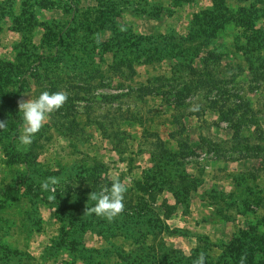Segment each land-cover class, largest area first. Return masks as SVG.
Segmentation results:
<instances>
[{
    "label": "rangeland",
    "instance_id": "rangeland-1",
    "mask_svg": "<svg viewBox=\"0 0 264 264\" xmlns=\"http://www.w3.org/2000/svg\"><path fill=\"white\" fill-rule=\"evenodd\" d=\"M0 121V264H264V0H0Z\"/></svg>",
    "mask_w": 264,
    "mask_h": 264
},
{
    "label": "clouds",
    "instance_id": "clouds-1",
    "mask_svg": "<svg viewBox=\"0 0 264 264\" xmlns=\"http://www.w3.org/2000/svg\"><path fill=\"white\" fill-rule=\"evenodd\" d=\"M122 31L126 29L122 28ZM68 100V94L63 91L49 92L47 90L40 93L37 98L20 99L18 103L19 113H22V126L19 135V143L28 146L33 142V138L44 127L47 120L56 111L60 110ZM8 121H0V130H6ZM59 178L48 177L41 182L42 190L50 191L49 200H56V186ZM128 188L118 177L113 179L111 186H104L98 193L91 192L89 200L95 202L94 206L87 207L85 214L113 222L115 218L121 216L125 211V195ZM246 257H241V264H244ZM206 256L201 252L193 264H205Z\"/></svg>",
    "mask_w": 264,
    "mask_h": 264
},
{
    "label": "trees",
    "instance_id": "trees-1",
    "mask_svg": "<svg viewBox=\"0 0 264 264\" xmlns=\"http://www.w3.org/2000/svg\"><path fill=\"white\" fill-rule=\"evenodd\" d=\"M19 93H20V90H18L17 92H15L14 95L12 96V99L9 101V104L11 106L10 107V113H11V116L12 117L16 116V108L17 107H16L15 101H16V98L18 97ZM12 130H13V132H16V127L14 125L12 126ZM11 192H13V189L9 188V189H7L5 191H2L1 194H3L5 197H7V196H9V194ZM259 248H260L259 250L261 252H264V243L263 242L259 243ZM255 250H257V249H255Z\"/></svg>",
    "mask_w": 264,
    "mask_h": 264
}]
</instances>
